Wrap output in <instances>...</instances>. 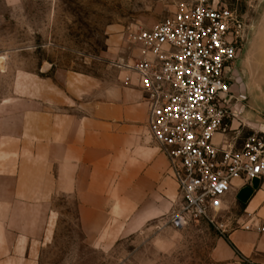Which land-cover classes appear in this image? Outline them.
<instances>
[{"label":"rangeland","instance_id":"1","mask_svg":"<svg viewBox=\"0 0 264 264\" xmlns=\"http://www.w3.org/2000/svg\"><path fill=\"white\" fill-rule=\"evenodd\" d=\"M196 1L0 0V133L4 120L15 121L21 111L32 109L37 94L55 93L57 103L60 98L62 107L77 111L79 103L96 102L100 88L125 85L117 64L132 60V31ZM209 2L228 5L247 25L248 39L232 84L240 98L233 130L238 146L248 137L264 140V0ZM252 43L254 50L246 57ZM84 78L92 85L81 83ZM85 86L92 90L81 94ZM4 146L0 143L1 150ZM12 146L20 150V144ZM23 150L19 183L41 203L30 218L37 221V232H43L35 241L39 264H211L218 241L242 226L238 218L245 212L231 200L230 211L220 219L224 231L204 221L178 228L171 222L170 201L178 198L174 185L159 196L107 184L101 193L108 200L106 216L90 232L82 220L80 193L73 187L75 167L44 159L46 150L35 144ZM259 188L256 179L236 198L243 203ZM164 202L168 206L157 209Z\"/></svg>","mask_w":264,"mask_h":264},{"label":"built area","instance_id":"2","mask_svg":"<svg viewBox=\"0 0 264 264\" xmlns=\"http://www.w3.org/2000/svg\"><path fill=\"white\" fill-rule=\"evenodd\" d=\"M246 26L224 3H184L153 25L134 29L132 60L117 64L123 82L135 84L149 107V134L177 187L175 227L204 221L224 231L220 219L230 211L233 181L243 186L257 179L264 186V140L248 137L238 146L233 130L240 98L232 84ZM246 214L243 228L264 232L254 225L255 213Z\"/></svg>","mask_w":264,"mask_h":264},{"label":"crops","instance_id":"3","mask_svg":"<svg viewBox=\"0 0 264 264\" xmlns=\"http://www.w3.org/2000/svg\"><path fill=\"white\" fill-rule=\"evenodd\" d=\"M80 82L93 83L87 78ZM87 90L85 86L80 93ZM97 96L96 102L79 103L77 111H70L61 106L60 98L57 103L55 93L44 92L37 94L31 110L21 111L19 119L3 121L0 264H39L35 241L41 239L43 232H37V221L30 218L41 206L40 198L30 195L29 187L19 183L24 145L35 144L46 150L44 159L75 167L73 187L80 193L82 220L90 232L106 216L104 208L108 200L101 193L106 191L107 184H119L121 191L159 196L166 195L167 188L174 185L177 193L167 158L149 134V107L137 86L100 88ZM14 144H20V150H14ZM233 182L236 186L231 188L229 200L245 212L238 221L248 222L246 212H251L255 213L254 225L264 226V186L254 189L242 203L236 195L247 185L240 186L239 179ZM36 186L37 190L43 188ZM173 201H170V209ZM167 206L164 202L157 209ZM263 259L264 232L240 226L218 241L212 251L211 264H259Z\"/></svg>","mask_w":264,"mask_h":264},{"label":"water","instance_id":"4","mask_svg":"<svg viewBox=\"0 0 264 264\" xmlns=\"http://www.w3.org/2000/svg\"><path fill=\"white\" fill-rule=\"evenodd\" d=\"M254 47H255V44L252 43L250 48L246 51V54H245L246 57H249L251 55L252 51L254 50ZM242 65H243V62H242ZM261 91H262V99L264 100V97H263L264 89L262 88Z\"/></svg>","mask_w":264,"mask_h":264}]
</instances>
